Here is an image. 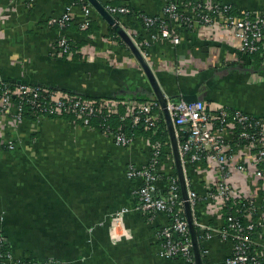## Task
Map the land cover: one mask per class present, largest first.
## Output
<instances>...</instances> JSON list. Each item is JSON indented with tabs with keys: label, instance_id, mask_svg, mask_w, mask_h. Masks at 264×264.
<instances>
[{
	"label": "crops",
	"instance_id": "obj_1",
	"mask_svg": "<svg viewBox=\"0 0 264 264\" xmlns=\"http://www.w3.org/2000/svg\"><path fill=\"white\" fill-rule=\"evenodd\" d=\"M99 1L104 7H127L130 14L119 21L134 40H143L147 33L138 15L160 16L167 0ZM191 1L227 4L240 15L264 13V0ZM70 5L73 19L65 30L47 24ZM83 6L91 9L90 26L96 27L87 35L89 28L80 29ZM109 29L85 0H0V79L90 98L150 99L138 62ZM60 35L74 46L86 47L87 54L78 60L53 57ZM145 53L165 95L178 99L196 94L207 103L264 117V42L261 63L239 54L224 34L207 28L181 31L176 45L153 41ZM65 118H25L17 123L0 112V235L13 261L183 264L160 255L156 232L169 219L135 210L139 181L125 176L127 165L139 167L149 161V139L136 137L128 147L118 148L95 127ZM186 171L189 190L202 197V174L193 168ZM121 209L130 211L112 234V216ZM225 214L212 213L203 201L193 209L196 231L211 235L199 241L207 250V264H222L230 253L231 246L218 236ZM256 242L264 247L263 237Z\"/></svg>",
	"mask_w": 264,
	"mask_h": 264
},
{
	"label": "built area",
	"instance_id": "obj_2",
	"mask_svg": "<svg viewBox=\"0 0 264 264\" xmlns=\"http://www.w3.org/2000/svg\"><path fill=\"white\" fill-rule=\"evenodd\" d=\"M105 9L127 33V27L120 23L119 17H127L130 10L125 6H107ZM72 10V5L67 6L59 17L48 20L47 24L65 30L72 22ZM82 11L84 18L80 29L86 30L91 23V9L83 6ZM138 20L147 33L142 41L144 50L127 34L144 59L151 42L170 40L176 45L180 42L181 31L198 28L224 34L226 41L232 43L241 55L251 56L261 49L263 51L264 13L240 15L227 4L167 0L160 16L139 14ZM151 30L155 32L151 33ZM86 49L81 47L74 51L69 40L60 35L52 56L69 59L77 54L82 58L87 54ZM121 105L125 106L122 114L118 113ZM166 105L176 132L192 210L203 201L217 215L228 204H233L229 207L234 208V214L226 215L224 225L218 230L221 241L231 246L222 264H264V247L261 250L256 242L264 238V117L204 100L188 103L182 97L169 99ZM0 112L8 113L17 123L26 115L37 121L71 117L86 128L91 127L94 118L111 115H116L121 122L129 120L132 128L142 127L144 130L156 131L164 123L161 107L155 100H89L62 90L13 84L1 79ZM101 131L118 148L128 147L135 139L122 130L113 132L106 128ZM8 145L12 147L11 142ZM159 154V146L151 145L147 164L139 167L129 164L126 167V178L139 181L135 190V210L149 215H166L169 224L156 232L161 243L160 255L165 259L181 260L183 264H195L177 177H168L166 184L162 181L161 173L171 168L173 158L170 154L164 163L158 158ZM188 168L202 174L205 184L202 197L189 190ZM128 211L130 209H121L112 216V234ZM210 237V233L205 231L197 240L206 241ZM206 255L207 250L201 249L203 264H207ZM0 262L40 264L33 260L13 261L1 235Z\"/></svg>",
	"mask_w": 264,
	"mask_h": 264
},
{
	"label": "water",
	"instance_id": "obj_3",
	"mask_svg": "<svg viewBox=\"0 0 264 264\" xmlns=\"http://www.w3.org/2000/svg\"><path fill=\"white\" fill-rule=\"evenodd\" d=\"M85 1L86 4H89L97 12V14L103 19V21L113 29V31L118 35V37L122 40V42L127 46L133 57L138 62L145 76L146 82L149 85V88L151 90L150 99L157 101L161 107L165 127L168 133V139L170 143L174 168L180 188L181 199L183 201L184 214L188 225L194 261L195 264H203L201 258V249L199 242L197 240V231L195 227V221L193 218V210L188 201V189H187L184 170L179 154L176 132L166 105L167 100L171 98L164 94L161 86L157 82L156 77L154 76L152 70L150 69L144 57L141 55L139 49H137V47L134 45L129 35L116 23V20L106 11L105 7L101 4V2L99 0H85ZM183 99L188 103L201 100L200 97L197 96L196 94L186 95L184 96Z\"/></svg>",
	"mask_w": 264,
	"mask_h": 264
},
{
	"label": "trees",
	"instance_id": "obj_4",
	"mask_svg": "<svg viewBox=\"0 0 264 264\" xmlns=\"http://www.w3.org/2000/svg\"><path fill=\"white\" fill-rule=\"evenodd\" d=\"M95 29H96V27H93L91 25L89 27V29L86 30V32H84V33L87 35L89 33H92ZM150 32L154 33L155 30H151ZM109 33L113 37L116 36V34L114 33V31L112 29H109ZM117 39L122 44L121 40H119L118 37H117ZM137 41H138V44L141 45L142 49L144 50V47L142 46V41H143L142 37H139ZM69 43H70V41H69ZM71 46H72L73 50L76 51V50H78L80 48L81 45H75L74 46V45L71 44ZM261 52H262V49L259 50L258 53L254 54V55H251L250 59L252 61L257 62V63H261L262 62L261 58H260ZM73 56H74L73 60L81 59L80 56L77 55V54H74ZM62 91L70 93L72 95H78V96H81V97L89 99V100L100 99V98H90V97H87V96H82V95L75 94V93H72V92H69V91H66V90H62ZM169 97L171 99H176L177 98V96L175 97L174 95H169ZM106 99H110V98H106ZM123 101H126V100H123ZM146 101H151V99H147V100L141 101V102H146ZM124 109H125L124 105L119 106L118 107V113H120V114L124 113ZM25 118H29V116L26 115ZM29 119H31V118H29ZM65 119H69L71 121L72 118L71 117H67ZM91 126L95 127L100 132H102L101 130H104V129L108 128V129H110L113 132H116L118 130H122L124 132L130 133L131 135H133L134 138L141 136L143 138L149 139V142H150L151 145H158L159 146L160 154H159L158 158L160 159L161 162L165 160L164 159L165 157H167V156H169L171 154L170 147H169L168 133H167V130H166V127H165L164 123H161L159 125L158 129L156 130V132L152 136V138L150 136L152 135L153 130H144L142 127L132 128L131 125H130L129 120L126 119L124 122H121V121H119V119H118V117L116 115H111V116H108L106 118H103V117L94 118L91 121ZM171 165L172 166H171L170 169H167L164 173H161L162 174L161 175L162 176V181L164 182V184H166L168 177H177L176 176V172H175V168H174V164L171 163ZM179 195H180V193H179ZM229 205L232 206L233 204H231V203L228 204V207H226L224 209V211L226 213L225 215L234 214V212H233L234 208L229 207ZM197 237H199V233L198 232H197Z\"/></svg>",
	"mask_w": 264,
	"mask_h": 264
}]
</instances>
